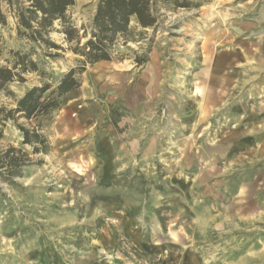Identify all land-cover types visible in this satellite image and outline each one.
<instances>
[{
  "label": "rangeland",
  "instance_id": "obj_1",
  "mask_svg": "<svg viewBox=\"0 0 264 264\" xmlns=\"http://www.w3.org/2000/svg\"><path fill=\"white\" fill-rule=\"evenodd\" d=\"M17 5L0 68L20 51L37 69L0 81V152L18 149L0 165V264H264V0H151L155 24L131 17L81 71L60 23L33 41ZM97 6L68 11L81 45ZM72 68L35 151L20 127L39 119L8 112Z\"/></svg>",
  "mask_w": 264,
  "mask_h": 264
},
{
  "label": "trees",
  "instance_id": "obj_2",
  "mask_svg": "<svg viewBox=\"0 0 264 264\" xmlns=\"http://www.w3.org/2000/svg\"><path fill=\"white\" fill-rule=\"evenodd\" d=\"M18 4L14 15L18 19V32L28 36L33 41L45 40L44 33L54 29L55 22H59L68 42H76L71 47L81 58L82 64L79 70H84L88 63H96L102 60H111V46L115 43L118 35H126L129 31L131 17L136 16L138 22L144 26H152L156 18L151 11V0H98L97 11L93 19L91 36L81 45L83 37L87 36L85 27L78 28L68 11L75 5L76 0H0V24L7 23V14L3 10L6 3L11 6ZM27 3V4H24ZM83 30V34L80 32ZM49 47H59L57 44L48 42ZM16 59L12 67L2 66L0 68L1 85L17 78L24 80L23 72L37 69L36 62L30 53L16 51ZM77 68H72L61 77L57 86L48 84L33 86L28 89L17 101V106L11 109L8 117L21 113L28 119L45 117L59 109L62 97L68 92L80 86ZM48 94H46V92ZM41 119L32 132L29 128L21 126L24 135L23 142L31 144L35 151L39 150L38 144L44 143L46 138L39 132ZM18 150L11 147L6 154L0 152V165L9 155L8 152Z\"/></svg>",
  "mask_w": 264,
  "mask_h": 264
},
{
  "label": "bare ground",
  "instance_id": "obj_3",
  "mask_svg": "<svg viewBox=\"0 0 264 264\" xmlns=\"http://www.w3.org/2000/svg\"><path fill=\"white\" fill-rule=\"evenodd\" d=\"M197 38H202L201 36H197Z\"/></svg>",
  "mask_w": 264,
  "mask_h": 264
}]
</instances>
